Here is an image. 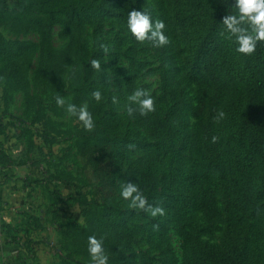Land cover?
Instances as JSON below:
<instances>
[{
    "label": "rangeland",
    "instance_id": "374dc122",
    "mask_svg": "<svg viewBox=\"0 0 264 264\" xmlns=\"http://www.w3.org/2000/svg\"><path fill=\"white\" fill-rule=\"evenodd\" d=\"M104 1L113 13H105L100 26L94 16H61L44 46V34L33 22L39 12L25 0H0V166L7 168L3 177L11 195L0 199V217H10L1 220L0 228L17 229L8 234L16 261L86 264L84 242L95 232L107 236L106 246L114 247L124 264H193L194 256L205 264H264V165L255 155L241 154L239 162L226 148L228 138L239 139L236 129L250 95L244 56L220 35L217 23L224 7L218 9L216 0H184L182 23L170 0H138L137 9L148 8L165 21L170 43L158 51L151 43L130 39L123 8L117 0ZM100 43L109 46L107 53ZM205 58L216 65L224 93L218 110L225 117L213 124L223 142L222 170L207 166L202 151L214 92L202 67ZM91 59L101 61V71L91 67ZM70 73L72 78L66 79ZM137 86L151 91L155 110L172 104L163 97L164 87L169 95L183 96L185 138L172 158L174 186L171 192L158 187L145 195L165 209L163 216H148L118 196L128 164L152 146L145 129L122 107ZM95 89L104 98L95 101L94 109L125 137L101 158L100 171L92 167L87 130L54 103L56 92L76 104L88 102ZM252 96L264 107V90ZM192 178L210 199L209 214L198 200H187ZM111 208L120 219L108 214ZM81 216L85 225L78 222ZM113 258L111 251V263Z\"/></svg>",
    "mask_w": 264,
    "mask_h": 264
},
{
    "label": "trees",
    "instance_id": "16d2710c",
    "mask_svg": "<svg viewBox=\"0 0 264 264\" xmlns=\"http://www.w3.org/2000/svg\"><path fill=\"white\" fill-rule=\"evenodd\" d=\"M174 17L185 23L186 19L183 17V2L184 0H170ZM26 5L39 12L40 17H35L34 26L42 30L44 34V46L46 45L50 30L59 17L65 16L73 20H78L82 17L94 16L97 25L100 26V21L105 13H113L112 8L104 0L87 1V0H25ZM123 11L132 10L139 4L138 0H117ZM217 8H221L220 0H216ZM8 16L13 14V11H5ZM126 15L122 14L121 17ZM158 51L159 48L155 47ZM247 68V84L246 89L249 93L247 100V112L241 124L237 126L236 132L239 134V139L233 135L226 141L227 150H232V154H236L235 158L242 162L244 157L241 154L248 156L255 155L261 159L264 165V128L261 121L264 119V107L256 102L252 96L257 89L264 90V41L258 42L254 53L244 56ZM202 67L211 78L214 84V92L209 99L208 113L206 122L203 126L202 135V151L206 165L212 168L222 170L223 165V151L222 144L218 133L213 127L220 100L223 97V88L219 79L216 65L212 60L205 58L202 61ZM102 93V91H101ZM163 97L171 99L172 104L166 108V104L160 109L141 116L139 113L134 115V121L141 125L147 135L152 140V146L148 148L136 160L128 164L126 170V181L133 180L137 182L142 189L144 195H152L158 187L166 188L172 191L175 182L176 171L172 158L183 146L185 138V120L183 116V96L182 94L169 95L168 90L163 88ZM96 124L93 130L86 133V144L94 157L92 158V167L94 170L102 168V160L106 159V152L111 148L122 143L125 140L124 134L116 132L113 128L106 124V118L100 117L98 109H94L95 101L92 100L91 95L87 97ZM104 94L102 93V99ZM215 137V139H213ZM97 155H96V154ZM118 164L121 165L124 153L122 149L118 152ZM117 161L112 163L116 164ZM264 177V176H263ZM193 179V178H192ZM188 187L187 200L196 201L202 204L203 211L209 214L212 211L210 199L205 197L204 191L195 179ZM229 188L226 190L228 196ZM108 212L120 219L119 214L113 208ZM231 207L228 204L227 212H231ZM125 227V226H124ZM112 248V255H114L111 264H124L122 257L116 253V249ZM208 255V254H207ZM209 256V255H208ZM198 256L192 257L193 264H205L202 261L198 263Z\"/></svg>",
    "mask_w": 264,
    "mask_h": 264
},
{
    "label": "clouds",
    "instance_id": "9594fccd",
    "mask_svg": "<svg viewBox=\"0 0 264 264\" xmlns=\"http://www.w3.org/2000/svg\"><path fill=\"white\" fill-rule=\"evenodd\" d=\"M220 3L225 10V14L217 23L221 26L220 35L230 42L237 55L246 56L254 53L258 42L264 41V0H220ZM123 27L125 34L135 42H148L154 47H163L170 43V38L165 32L164 19L154 18L148 8H132L127 11ZM99 47L104 53L109 51L107 44L100 43ZM90 65L96 71L102 70L99 59H91ZM71 78V73L66 76V79ZM90 95L94 101L99 102L102 99L99 89L93 90ZM54 103L62 109L68 119L74 120L83 129L88 131L94 129L96 121L87 101L76 104L70 98L56 92ZM113 103L118 104L119 100L113 97ZM122 107L131 118H134L136 113L144 116L155 111V98L149 89L137 86L127 94ZM224 117L225 112L218 110L213 119L219 122ZM118 196L120 199L128 201L131 208L141 210L148 216L156 217L165 214V209L159 204L148 202L139 184L133 180L123 182ZM78 222L85 225V218L79 217ZM106 241L105 234L93 232L86 237L84 242L86 264H111L110 253L112 250L106 246Z\"/></svg>",
    "mask_w": 264,
    "mask_h": 264
},
{
    "label": "crops",
    "instance_id": "0c3cea01",
    "mask_svg": "<svg viewBox=\"0 0 264 264\" xmlns=\"http://www.w3.org/2000/svg\"><path fill=\"white\" fill-rule=\"evenodd\" d=\"M7 175V168L3 170V167L0 166V199L6 200L11 197L9 194L8 186L9 180L3 176ZM9 221L10 217L8 216H1V220ZM13 230L17 229H1L0 228V264H18L12 251L14 249L13 244L11 243L8 234L12 233Z\"/></svg>",
    "mask_w": 264,
    "mask_h": 264
}]
</instances>
